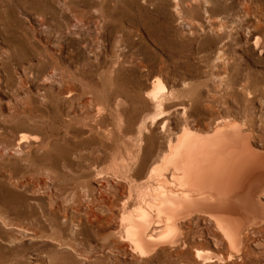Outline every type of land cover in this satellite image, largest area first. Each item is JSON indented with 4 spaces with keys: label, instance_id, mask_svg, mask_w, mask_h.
<instances>
[{
    "label": "rangeland",
    "instance_id": "374dc122",
    "mask_svg": "<svg viewBox=\"0 0 264 264\" xmlns=\"http://www.w3.org/2000/svg\"><path fill=\"white\" fill-rule=\"evenodd\" d=\"M221 1L235 2L241 14L230 33L211 29L224 13L189 0H112L104 18L94 7L83 6L80 23L74 22L64 0H0V132L13 137L22 130L28 135L19 147L0 144V264H49V259L57 264H142L128 249L110 248L99 234L116 228L118 218L110 217L104 225L94 215H109L112 188L123 184L138 155L146 154L151 136L160 139L154 131L157 117L169 115L173 124L182 123L190 112L201 117L211 110L253 112V102L264 93V87L244 93L242 85L215 74L231 70L233 82L250 74L264 79V53L250 42L251 26L264 23V0ZM248 5L251 11L245 15ZM227 33L231 37L225 42ZM155 76L167 89L158 106L142 97ZM68 87L74 93L65 101L62 92ZM123 91L132 98L124 115L122 106L117 110L110 103V97ZM181 101L185 114L175 112L179 107L173 103ZM164 103L171 107L160 114ZM105 115L114 121L112 131L103 134L100 119ZM83 137L100 142L94 150L66 142ZM48 140L54 141L50 148ZM29 151L46 155V163L19 159ZM8 158L19 159L27 170L11 174ZM90 174L94 191L84 181ZM71 188L77 189L78 198H72ZM30 205L83 218L88 236L77 248L48 236L33 238ZM213 236L205 233L194 240L206 239L200 247L213 254L226 250ZM217 261L223 259L215 256L205 263ZM236 262L264 264V234L251 237ZM162 264L197 263L172 253Z\"/></svg>",
    "mask_w": 264,
    "mask_h": 264
},
{
    "label": "bare ground",
    "instance_id": "6f19581e",
    "mask_svg": "<svg viewBox=\"0 0 264 264\" xmlns=\"http://www.w3.org/2000/svg\"><path fill=\"white\" fill-rule=\"evenodd\" d=\"M64 1L74 12L76 23L82 22L83 6L94 7L101 17L104 14L108 17L107 13L111 12L108 9L112 0ZM189 1L196 6H205L204 9H214L215 13L228 14L212 22L211 29L216 32L230 33L236 27L233 20L241 17L233 1ZM250 11V5L246 6L245 15ZM251 28V44L264 53V38L261 35L264 23L258 20ZM229 33L225 42L231 37ZM221 45L226 47L224 42ZM217 72L215 74L221 80L226 77L228 82L242 85L244 93L264 87V79H257L258 75L255 74L238 77L233 82L232 78L236 75L231 70L224 71L227 76L221 70ZM205 82L196 83L204 85ZM95 86L98 87V83L95 82ZM166 90L162 78L155 76L142 92V97L158 106ZM62 93L63 99L68 101L74 89L68 87ZM259 95L258 103L253 102L257 108L253 112L246 109L244 114L212 113L211 110L205 114V117H209L206 121L207 118L190 112L182 123L173 124L169 115L157 117L154 131L161 134L160 139L151 136L150 144L145 147L146 154L138 155V161L126 172L123 184L112 188L115 198L108 203L109 215H94L98 221H105L104 225L108 224L106 222L110 217L118 218L116 228L99 233L110 248H126L142 264H162L172 253L180 255L181 259L186 256L190 263L206 264L207 259L216 256L218 260L223 259L217 261L220 264H237L236 260L241 259L247 251L251 237L264 234V93L260 92ZM128 102H132V98L126 91L110 97L112 108L120 110L122 106V115L127 112ZM173 105L179 107L175 112L186 113L184 102ZM170 107L164 103L160 114ZM108 118L105 115L100 119L103 134L112 131L110 125L114 120ZM27 136L22 130L13 137L0 132V144L5 148L19 147ZM83 138L78 142L66 139V142L75 148L82 146L91 150L100 142ZM53 143L52 140L46 141V148ZM45 158L46 155L29 151L19 159L43 165ZM19 159L8 158L6 162L15 176L28 168ZM84 181L88 183L90 191L95 190L91 186L95 182L93 175L90 174ZM71 195L78 198L77 189L71 188ZM29 208V227L33 238L48 236L77 248L88 236L87 223L83 218L67 213L61 215L56 209L46 211L41 208L38 211L33 205ZM42 219L49 225V232ZM205 233H213L215 244H224L226 250L213 254L210 250L201 249L200 246L208 241L204 239L205 243H197L194 239ZM49 264L57 263L49 259Z\"/></svg>",
    "mask_w": 264,
    "mask_h": 264
}]
</instances>
